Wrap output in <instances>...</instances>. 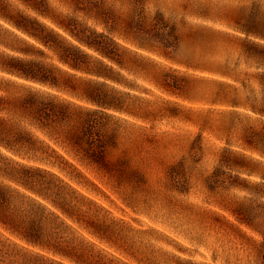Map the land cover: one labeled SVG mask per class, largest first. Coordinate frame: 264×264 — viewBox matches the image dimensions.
Listing matches in <instances>:
<instances>
[{
  "label": "rangeland",
  "instance_id": "1",
  "mask_svg": "<svg viewBox=\"0 0 264 264\" xmlns=\"http://www.w3.org/2000/svg\"><path fill=\"white\" fill-rule=\"evenodd\" d=\"M251 1L0 0V63L33 59L75 85L0 68V95L12 107L0 116L35 140L0 143L8 212L37 217L45 234L68 242L62 254L0 224V263L16 264L26 246L59 264H264V116L246 98L259 94L254 73L264 69L260 39L245 31ZM255 1L263 18L264 0ZM19 14L59 32L108 76L59 61L15 25ZM72 30L103 33L115 58ZM91 87L102 102L86 98ZM25 89L89 110L93 124L75 120L73 138L67 124L39 126L13 104Z\"/></svg>",
  "mask_w": 264,
  "mask_h": 264
},
{
  "label": "trees",
  "instance_id": "2",
  "mask_svg": "<svg viewBox=\"0 0 264 264\" xmlns=\"http://www.w3.org/2000/svg\"><path fill=\"white\" fill-rule=\"evenodd\" d=\"M251 3V13L248 15L247 23L245 24V31L247 34H252L254 37L260 39L255 40L253 44L261 47L262 55H256V58L259 60V63L264 66V12L263 18H260L262 13L259 8V2L253 0ZM19 16L23 21L13 20L15 25L38 39L45 46L54 50L59 61L66 63L73 69H81L98 76L107 75L98 67L91 65V55H87L78 46L64 41L60 38L59 32L55 31L53 28L45 26L36 18H29L21 14H19ZM71 33L77 38V40L102 54L101 56L109 59L115 58L107 49L106 39L103 33L93 30L89 33H86L85 31L79 33L72 30ZM0 68L10 74L42 84L75 90V85L71 84L68 78L61 82L57 76L55 68L33 59H24L8 55L3 57L0 63ZM254 75H256L255 77L258 81L259 94L253 93V90L251 89V92H247L248 94L246 95V98H252V101L248 102L250 109L253 112L264 116V69L260 72L254 73ZM243 84L248 86V83ZM43 93L45 92L38 89H25L21 95L15 98L13 104L15 107L20 108L23 113L29 115L41 127L51 126L56 123L67 124L69 128H67L66 133L69 138H73L75 134V120H82V125L85 122L93 124L92 122L94 120L92 112L89 110H85L79 106L71 108L68 102L59 100L55 96H49L50 94L48 93H46L47 96H44ZM84 95L91 101L97 103L102 102L96 88H87ZM231 101L233 105L242 103V101L235 96L231 98ZM254 101L256 102L254 103ZM9 103L8 96L0 95V111L12 108L5 106ZM92 132L94 131L92 130ZM0 143L9 148H20L21 146L32 148L35 144V140L32 139V135L29 132L21 128L19 129L16 125L7 122L2 116H0ZM93 158L96 162H100L95 159V157ZM20 170L22 172H28L29 168L23 167ZM18 178H16L17 181L22 180L20 182H24L22 179L23 177ZM6 191L5 188L0 187V224L27 244L37 245L41 248H49L56 252L67 254L68 251L61 249L59 244L64 243L67 245L68 242L59 241L60 243H58L57 240L59 239L56 234H45L42 230L41 219L37 217L22 216L19 213H13V211L8 212L9 199ZM64 210L68 212L67 209ZM260 245V250H262L264 254V234ZM22 248L23 249L15 251V255L18 257L17 259H14L13 262H16V264H59V262L54 259H50V262L47 263L44 254L26 249V246H22ZM9 263H11V261L7 264Z\"/></svg>",
  "mask_w": 264,
  "mask_h": 264
}]
</instances>
